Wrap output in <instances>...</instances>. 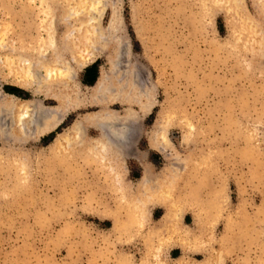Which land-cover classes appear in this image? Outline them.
<instances>
[{"label":"rangeland","instance_id":"1","mask_svg":"<svg viewBox=\"0 0 264 264\" xmlns=\"http://www.w3.org/2000/svg\"><path fill=\"white\" fill-rule=\"evenodd\" d=\"M239 1L234 35L226 13L208 12L200 0H98L94 8L91 0H53L55 36L66 33L71 43L86 36L90 16L91 30L107 34L117 14V36L150 104L145 113L132 107L120 182L131 187L128 198L138 195L146 205L130 209L109 161L83 149L97 136L95 128L81 131L69 148L47 152L58 132L99 109L87 104L71 110L42 138L22 147L0 145V264H157L160 258L175 264L181 256L188 264H206L212 250L222 251V264H264V42L243 46L241 19L256 18V7L254 0ZM41 8V0H0L4 92L14 86L17 95L32 96L13 85L10 57L22 40L32 45L30 34L43 31ZM256 23L253 30L259 26L264 36V19ZM107 54L100 51L89 66L98 60L100 70ZM64 57L85 92L89 66L78 68L71 51ZM157 135H166L164 152L149 144ZM164 184L167 199L155 200ZM170 202L173 216L164 227L159 224Z\"/></svg>","mask_w":264,"mask_h":264},{"label":"bare ground","instance_id":"2","mask_svg":"<svg viewBox=\"0 0 264 264\" xmlns=\"http://www.w3.org/2000/svg\"><path fill=\"white\" fill-rule=\"evenodd\" d=\"M91 2L90 6L93 8L98 4V0H91ZM200 2L207 8L208 12L210 10L212 12L216 8L223 10L226 13L228 23L232 26L231 33L234 35L239 33L234 26V21L239 16V0H200ZM253 3L256 7V18L248 16L247 14L243 15L245 17L244 19L239 17L241 19L240 28L243 32L247 31L244 36V38H247H245L244 47L249 46L252 42H257L258 44L264 42V36H262L260 32L259 26L256 27L258 28L257 31L253 30V23H259L260 18L264 19V0H254ZM41 4L42 8L40 11L42 12V21L39 27L42 28L43 31L41 32L38 29L34 37L29 33V37H31L29 42L33 44L29 45L25 40H22L21 47L12 48L13 57H10L11 59H15L10 62V67L16 75L13 85L29 91L32 96L30 98H24L15 93L0 90V145L12 146L15 144L17 147H22V145L27 143L28 139L41 137L56 130L71 110L85 107L87 104L97 106L99 110L85 112L64 131L58 132L48 143L47 152L53 154L59 149L72 146L79 140L78 138L80 137L81 131H86L87 127L95 128L98 131L97 136L88 138L86 146L83 149L87 152L93 151L98 155L100 154L99 157L96 158L97 160L107 159L109 161V169L119 181L117 182L119 186H117V188L120 193L122 192L127 195L128 207L135 211V209H139L146 204L138 195H135L136 198H132L133 194L131 196L130 193L128 198V192L131 191V187L124 185L127 182H120L123 173L121 162L122 157H124L125 152L131 144V121L133 122L132 107L136 105L140 108L141 112L145 113L150 109V104L149 101H146V98L149 99V94L138 91L136 86L137 82L134 77L136 75L134 65L131 63L130 58L128 59L127 56L125 57L124 55L126 52V44L117 36V14L115 12L112 14L107 34L103 32L96 33L93 29L91 30L90 20L93 19L90 16L88 22L84 21L85 33H87L86 36L82 35L81 38H79V43H71L66 33L62 35L60 40L55 36L56 29L53 0H41ZM96 10L94 9V11ZM23 11L24 10L21 12ZM25 13H27V11ZM86 14L91 15V13ZM21 15L25 14L21 13ZM25 17L26 16L23 18ZM137 28L140 30L141 26L138 24ZM247 33L248 36L250 35V38L247 36ZM21 36L20 38L22 39L23 37ZM216 41L217 39L215 42ZM247 42H249V44H247ZM262 45H264V43H262ZM105 50L108 51L106 66L100 67L99 75L95 83L87 86V90L84 92L78 84H74L73 66L70 65L69 61L64 57V53L66 51H71L73 53L71 60H73L78 68H85L94 62L100 51ZM1 60L0 58V64L2 62ZM39 94L54 100L56 104L52 106L43 104L42 100L37 98ZM114 103L123 105L124 109L119 112L117 109L111 107ZM165 136L161 135L159 136L160 138H158L157 135V137L149 138L150 146L161 152L166 151L165 142L167 140ZM1 149L0 160L3 155ZM48 159H50V157H48ZM19 168H22V170L26 169L25 163L19 162ZM174 182L176 183V181ZM163 187L167 186L165 184L162 185L157 193L158 197L155 200L167 199L165 198V195L166 197L168 196V192L166 191L167 188ZM165 204L167 203L165 202ZM172 205L174 204L171 203L170 206L165 205V214L159 225L167 227V224L173 216L171 212ZM222 261L223 254L221 250L210 251L205 259L206 264H222ZM157 264L168 263L160 258V260H157ZM175 264L188 263L181 256L177 258Z\"/></svg>","mask_w":264,"mask_h":264},{"label":"trees","instance_id":"3","mask_svg":"<svg viewBox=\"0 0 264 264\" xmlns=\"http://www.w3.org/2000/svg\"><path fill=\"white\" fill-rule=\"evenodd\" d=\"M99 63L98 60L92 64L91 66H89L87 68L86 74H87V78L85 79V83L88 85H92L95 83L97 77H98V73H99V69H98ZM8 92H13L16 93L19 92L16 90V87L12 86L10 87V90ZM51 136H54V133L51 134Z\"/></svg>","mask_w":264,"mask_h":264}]
</instances>
